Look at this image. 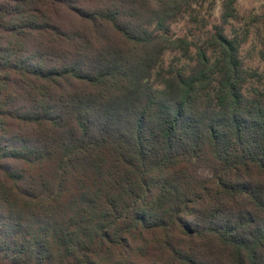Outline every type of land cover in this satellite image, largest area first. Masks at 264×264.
Wrapping results in <instances>:
<instances>
[{"label": "trees", "instance_id": "1", "mask_svg": "<svg viewBox=\"0 0 264 264\" xmlns=\"http://www.w3.org/2000/svg\"><path fill=\"white\" fill-rule=\"evenodd\" d=\"M236 1L0 0V264H264Z\"/></svg>", "mask_w": 264, "mask_h": 264}, {"label": "rangeland", "instance_id": "2", "mask_svg": "<svg viewBox=\"0 0 264 264\" xmlns=\"http://www.w3.org/2000/svg\"><path fill=\"white\" fill-rule=\"evenodd\" d=\"M235 7L238 13L237 20L225 26L227 32L232 33L237 31L240 33L247 29V36L244 42L241 43L239 48V56L242 60L243 66L246 67H259L263 69L264 65L257 55V50L262 47L264 27L261 23L256 22L255 16L264 11V0H237ZM220 14L219 2L211 10V15H208L209 24L206 28H210L212 23H218ZM66 23L74 24L76 21L73 17H67ZM171 32L175 35H184L189 33H196L197 31L190 23L185 20L173 23L170 26ZM172 54H167L168 56Z\"/></svg>", "mask_w": 264, "mask_h": 264}]
</instances>
